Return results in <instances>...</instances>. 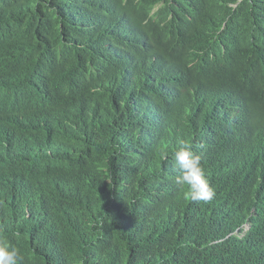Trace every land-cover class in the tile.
I'll use <instances>...</instances> for the list:
<instances>
[{"label": "trees", "instance_id": "1", "mask_svg": "<svg viewBox=\"0 0 264 264\" xmlns=\"http://www.w3.org/2000/svg\"><path fill=\"white\" fill-rule=\"evenodd\" d=\"M0 229L23 264H264V0H0Z\"/></svg>", "mask_w": 264, "mask_h": 264}, {"label": "clouds", "instance_id": "2", "mask_svg": "<svg viewBox=\"0 0 264 264\" xmlns=\"http://www.w3.org/2000/svg\"><path fill=\"white\" fill-rule=\"evenodd\" d=\"M168 153L161 149V159H166ZM172 164L179 170L175 182L184 192L185 198L190 201H210L215 196V190L211 186L202 164V156L193 151L192 145L186 141H179L178 146L172 152ZM21 233L14 231L11 238L0 229V264H23L24 256L21 250L14 246L12 239H20Z\"/></svg>", "mask_w": 264, "mask_h": 264}, {"label": "bare ground", "instance_id": "3", "mask_svg": "<svg viewBox=\"0 0 264 264\" xmlns=\"http://www.w3.org/2000/svg\"><path fill=\"white\" fill-rule=\"evenodd\" d=\"M214 111V110H213Z\"/></svg>", "mask_w": 264, "mask_h": 264}]
</instances>
